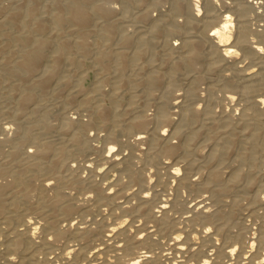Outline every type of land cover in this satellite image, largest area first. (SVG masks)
Segmentation results:
<instances>
[{"label":"bare ground","instance_id":"bare-ground-1","mask_svg":"<svg viewBox=\"0 0 264 264\" xmlns=\"http://www.w3.org/2000/svg\"><path fill=\"white\" fill-rule=\"evenodd\" d=\"M39 2L0 0V264H264V0Z\"/></svg>","mask_w":264,"mask_h":264},{"label":"rangeland","instance_id":"rangeland-1","mask_svg":"<svg viewBox=\"0 0 264 264\" xmlns=\"http://www.w3.org/2000/svg\"><path fill=\"white\" fill-rule=\"evenodd\" d=\"M3 3H7L8 1H10V0H1ZM14 1V0H13ZM40 1V0H39ZM41 1H43V2H41V4H40V2H39V4H40V6H42L43 7V5H45L46 3L45 2H47V1H49V0H41ZM45 3V4H44ZM88 64V65H87ZM84 66H85V69L87 70L86 71V76H85V79H84V85H85V87L86 88H91V87H93L94 86V83L96 82V77H95V74H94V72H93V68H92V66L89 64V62L87 61L85 64H84ZM89 67V68H88ZM91 67V68H90ZM92 70V71H91ZM93 80V81H92ZM91 83V84H90ZM12 133V132H11ZM97 141V142H96ZM95 142V145H96V147L98 148H102L104 145V140L102 139V138H99L98 140H95L94 141ZM93 142V143H94ZM101 144V145H100ZM100 145V146H99ZM71 156V157H70ZM69 156V158H75L76 157V155H75V157H74V155H70ZM76 164H78V162H79V160L77 161V159H75V161H74ZM115 176L116 175H113L112 176V178H115Z\"/></svg>","mask_w":264,"mask_h":264}]
</instances>
